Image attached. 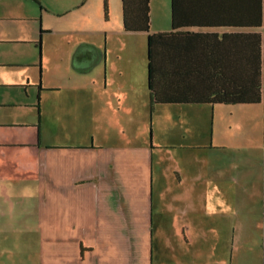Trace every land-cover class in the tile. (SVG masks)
Masks as SVG:
<instances>
[{"label": "crops", "instance_id": "crops-1", "mask_svg": "<svg viewBox=\"0 0 264 264\" xmlns=\"http://www.w3.org/2000/svg\"><path fill=\"white\" fill-rule=\"evenodd\" d=\"M32 1L48 14L31 85L46 94L28 101L26 77L0 99V264H264V120L215 143L197 118L224 103L150 101L147 33L187 30L171 26V0H148L147 32L123 29L120 0H106L102 21L93 0ZM193 39V53L219 47ZM58 40L64 67H45Z\"/></svg>", "mask_w": 264, "mask_h": 264}, {"label": "trees", "instance_id": "trees-1", "mask_svg": "<svg viewBox=\"0 0 264 264\" xmlns=\"http://www.w3.org/2000/svg\"><path fill=\"white\" fill-rule=\"evenodd\" d=\"M120 3L123 29L147 32L148 0H120ZM235 3L229 0L225 4L236 7L235 15H228L230 11H222V0H171V26L187 30L147 33V86L151 103L264 101L261 79L264 74V0ZM103 13L105 16L106 0H103ZM191 27L259 30L223 32L218 38L213 32L188 30ZM193 38H205L209 47L215 44L219 47L193 53L194 50L188 49L194 47ZM159 80L166 82L158 87ZM173 87L176 96L166 95Z\"/></svg>", "mask_w": 264, "mask_h": 264}, {"label": "rangeland", "instance_id": "rangeland-1", "mask_svg": "<svg viewBox=\"0 0 264 264\" xmlns=\"http://www.w3.org/2000/svg\"><path fill=\"white\" fill-rule=\"evenodd\" d=\"M40 3V0H37ZM49 2H54L53 0H47ZM65 2L67 0H61ZM72 0H68L65 5H69ZM97 7V14L99 20L102 21L103 9L102 0H93ZM111 2V0H110ZM40 6L42 7L41 3ZM39 8L37 3L32 0H0V37L4 36V31L7 28H20L21 27V37L24 40H19L22 42L11 43L10 41L18 40H0V99L2 97H7L9 93H14L16 87H10L7 84V80H18L24 81L26 77L31 81L28 83L29 86L26 87L25 92H27V100L34 101L36 95L38 94L39 105L41 104L42 98L46 93L43 90L36 89V87H31V85H36L38 78H41V49L36 46L35 42L38 41V27L40 26V14L42 18H48V14L43 11V8ZM4 16H8L9 19ZM50 18L53 15L49 16ZM4 18V20H1ZM59 18V17H57ZM67 18V17H66ZM62 17L60 20H65ZM70 18V17H69ZM53 18L52 21H55ZM39 25V26H38ZM36 30V35L35 31ZM74 35V33H72ZM35 35V36H34ZM31 39V40H30ZM4 41V43H1ZM57 43L61 47V53H54V55L47 56L48 61H44V66L53 67H64L65 64V44L64 42L58 40ZM45 49V47H44ZM46 50V49H45ZM64 57V58H63ZM38 62H40V68L38 69ZM45 69V68H44ZM40 70V71H39ZM24 83V82H22ZM20 91H23L20 88ZM263 92H264V81H263ZM25 100V97L23 98ZM44 106V104H43ZM204 112L197 119L199 122L208 124V130L210 137L215 143H220L221 141L233 142L237 139L240 134L244 136H249V129L252 120L255 115L258 119L259 129L263 130V120H264V107L261 104L252 105H228V104H217V105H206ZM183 119L186 120L185 116ZM163 122H170L173 120L171 116H163L161 118ZM190 124V122H189ZM199 126V125H198ZM241 126V127H240ZM202 129L200 125L196 130ZM253 134V132H250ZM175 152H178L175 150Z\"/></svg>", "mask_w": 264, "mask_h": 264}, {"label": "built area", "instance_id": "built-area-1", "mask_svg": "<svg viewBox=\"0 0 264 264\" xmlns=\"http://www.w3.org/2000/svg\"><path fill=\"white\" fill-rule=\"evenodd\" d=\"M263 234H264V232H263Z\"/></svg>", "mask_w": 264, "mask_h": 264}]
</instances>
